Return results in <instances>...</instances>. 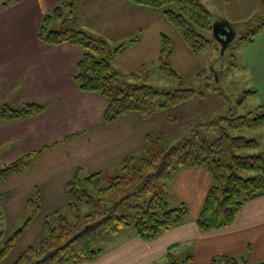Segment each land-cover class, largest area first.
Returning <instances> with one entry per match:
<instances>
[{
    "label": "trees",
    "instance_id": "1",
    "mask_svg": "<svg viewBox=\"0 0 264 264\" xmlns=\"http://www.w3.org/2000/svg\"><path fill=\"white\" fill-rule=\"evenodd\" d=\"M128 1L154 11L164 10L168 21L182 29L184 41L191 53L198 54L212 44L203 34L212 31L211 15L200 0ZM8 4L2 3L0 9ZM170 5H175L178 11L165 9ZM230 26L234 29L232 24ZM262 30L264 19L242 35L240 43L254 42ZM37 37L44 44H71L81 50L82 56L73 79L80 91L99 94L105 100V124L132 113L147 118L160 99L163 103L159 105V110L164 111L204 96L195 89L166 91L141 83H128L125 79L121 82L122 75L111 65L110 60L125 45L112 50L107 42L80 29L73 0H63L44 14ZM172 53V40L163 35L161 71L177 77V73L167 63ZM254 93L249 92V95ZM47 106L46 103L35 102L22 103L17 107L9 103L0 104V125L38 116L44 113ZM208 124L220 131L215 139L217 141L213 143L201 138L196 132V135H187L162 151L152 147L154 136L149 133L145 137L144 147L124 157L120 167L113 173L99 171L84 177L81 168L76 170L66 183L68 215L58 216L57 227L46 221L45 237L40 244L30 245L12 264L91 262L103 254V244L109 238L127 228H132L135 235L145 242L155 241L162 234L182 225L188 216V206L184 202L176 208H172L169 203V182L181 168L201 167L212 177V187L196 221L198 228L202 232H211L231 226L246 202L264 197V152L249 154L250 150L259 146V141L234 134L264 127V104L255 113L221 117ZM56 145L54 143L28 152L1 167L0 185L29 170L46 150ZM101 179L107 180V184L93 195L89 188ZM143 192L151 193V198L142 204L138 200ZM41 200V191L36 188L34 195L27 200L26 208L39 212ZM128 201L136 203L127 205L124 210ZM31 223L32 218H27L24 225L10 236L0 231V264L11 254L15 243ZM166 262L180 264L171 251L166 255ZM243 262L246 261L231 257L212 260V264Z\"/></svg>",
    "mask_w": 264,
    "mask_h": 264
},
{
    "label": "rangeland",
    "instance_id": "2",
    "mask_svg": "<svg viewBox=\"0 0 264 264\" xmlns=\"http://www.w3.org/2000/svg\"><path fill=\"white\" fill-rule=\"evenodd\" d=\"M120 1L95 0L91 2L94 7L84 4L78 27L107 42L112 50L125 45L110 60L111 65L121 73V82L125 79L128 83H141L166 91L195 89L204 96L164 111L159 110V105L163 103L160 99L154 104L149 117L143 118L133 113L141 118L138 122L135 117L120 121L114 127L118 135L126 133L134 140L143 132L151 133L154 136L152 147L162 151L187 135H196V132L201 138L213 143L220 131L212 129L208 123L221 117L255 113L264 104V30L256 36L254 42L242 44L239 41L242 35L254 29L264 19V0H200L211 15L212 27L226 22L235 29L236 38L223 55L221 44L214 37L213 31L203 33L212 44L198 54L191 53L184 41L182 29L168 21L164 10L154 11L141 7L143 29L142 32L140 29L139 32L135 31L128 18H136L132 16L137 13L126 12ZM165 9L178 11L175 5ZM105 14L111 19L116 15L121 21L114 30L101 26V19ZM109 23L112 26V22ZM163 35L172 40L173 53L167 63L177 73V77L161 71L160 49ZM249 92L255 93L249 95ZM107 130L108 127L99 129L97 136H107ZM234 134L259 141V146L250 150L249 154L264 152V127ZM93 135L94 133L79 140L77 145L62 147L58 152H48L37 159L29 170L0 185V231L10 236L24 225L27 218H32L29 228L1 264H12L30 245H39L45 237L46 221L57 227L58 216L68 215L66 183L79 167L84 168V177L97 171L91 169L93 164L88 166L85 162L93 153ZM106 184L107 180L101 179L89 189L95 195ZM36 188L41 191L42 200L40 211L35 213L26 208V203L34 195ZM150 198L151 193L143 192L138 202L143 204ZM135 203L128 201L124 210L127 205ZM127 230L133 231L132 228Z\"/></svg>",
    "mask_w": 264,
    "mask_h": 264
},
{
    "label": "crops",
    "instance_id": "3",
    "mask_svg": "<svg viewBox=\"0 0 264 264\" xmlns=\"http://www.w3.org/2000/svg\"><path fill=\"white\" fill-rule=\"evenodd\" d=\"M62 1L0 0V5L9 2L0 9V104L15 107L30 102L48 104L38 116L0 125V168L28 152L57 144L40 159L48 152L77 145L94 133L93 153L85 162L88 166L93 164L91 169L96 172L112 173L124 157L144 147L149 133L143 132L134 140L126 133H116L114 127L120 121L141 119L133 113L105 124V100L96 93L80 91L73 79L81 50L75 45H48L38 39L44 14ZM73 1L79 24L84 4L94 7L91 2L95 0ZM120 2L126 12L137 13L132 16L136 18L130 17L128 21L135 31L142 32L143 9L128 0ZM106 14L101 26L114 30L121 21L116 15L111 19ZM103 127H108L107 136L98 137ZM69 136L73 137L67 139ZM212 184V177L204 168L179 169L169 182V203L172 208L182 202L188 206V216L182 225L152 242H145L132 230H123L103 244L104 252L99 258L82 264H167L169 251L180 264H212L213 259L223 257L243 259L246 262L242 264L264 262V197L246 202L231 226L202 232L196 221Z\"/></svg>",
    "mask_w": 264,
    "mask_h": 264
},
{
    "label": "water",
    "instance_id": "4",
    "mask_svg": "<svg viewBox=\"0 0 264 264\" xmlns=\"http://www.w3.org/2000/svg\"><path fill=\"white\" fill-rule=\"evenodd\" d=\"M212 31L216 40L221 44V54L225 53V50L236 38L235 30L229 23L222 22L214 25Z\"/></svg>",
    "mask_w": 264,
    "mask_h": 264
}]
</instances>
